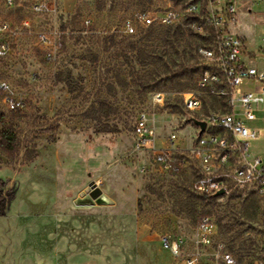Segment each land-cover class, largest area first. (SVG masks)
<instances>
[{"label": "rangeland", "instance_id": "rangeland-1", "mask_svg": "<svg viewBox=\"0 0 264 264\" xmlns=\"http://www.w3.org/2000/svg\"><path fill=\"white\" fill-rule=\"evenodd\" d=\"M36 1L51 2L53 10L36 12ZM190 3L204 12V0L179 4ZM168 5L0 0V23L13 30L0 32L8 46L0 55V81L26 102L19 112L0 106L20 138L16 156L0 151V264H180L162 249L160 237L182 236L190 244L203 216L212 218L216 238L238 264H264V207L258 198L235 191L201 196L194 191L196 162L172 173L135 151L133 128L141 110L155 113L162 136L175 130L184 141L192 130L190 115L220 112L199 86V47L209 43L195 31L193 19L152 27L140 37L121 31L137 11ZM239 7L249 13L238 17L232 32L256 49L264 0ZM40 33L57 34L59 50L40 42ZM157 93L166 98L163 108L152 105ZM188 93L203 98L202 110L185 109L182 98ZM33 150L37 156L29 162ZM251 153H264V139L253 143ZM144 164L150 169L141 171ZM92 182L107 199L103 205L90 196Z\"/></svg>", "mask_w": 264, "mask_h": 264}, {"label": "built area", "instance_id": "built-area-1", "mask_svg": "<svg viewBox=\"0 0 264 264\" xmlns=\"http://www.w3.org/2000/svg\"><path fill=\"white\" fill-rule=\"evenodd\" d=\"M3 1L13 5L17 0ZM256 1L261 0H204L203 12L200 5L190 3L183 7L173 0H161L169 5L156 11H137L133 18L124 20L121 31L134 36L152 27H174L193 19L195 31L209 43L199 47L203 67L198 77L199 86L217 101L220 109L218 113L199 118L190 115L188 122L192 130L185 136L186 141L175 130L162 136L155 113L140 111L133 129L138 155H148L155 165L172 173L180 172L189 160H193L197 163L194 183L197 194L224 197L235 191L255 196L264 207V156L251 153L253 143L264 134V127L255 125L259 120L264 121V60L259 57L260 54L264 59V19L263 34L256 49L232 32L238 17L249 13L239 6ZM50 5L51 2L36 1L34 10L51 12ZM89 23L87 20L86 24ZM24 26L30 29V22L25 21ZM12 31L11 24L0 23V32ZM58 39L57 34H39L40 42L51 44L55 51L61 47ZM7 51L8 46L0 42V55ZM182 100L191 113L203 108V98L196 93L185 94ZM165 103L164 94L154 95V108H163ZM0 106L19 112L26 108V102L8 82L0 81ZM195 120L205 122L206 128L202 130ZM149 169L150 164H144L141 171ZM221 190L224 194L217 196ZM261 224L260 251L264 257V211ZM160 243L163 250L180 260V264H238L226 245L216 238V226L210 216L201 217L190 244L182 236L167 234L160 237Z\"/></svg>", "mask_w": 264, "mask_h": 264}, {"label": "trees", "instance_id": "trees-1", "mask_svg": "<svg viewBox=\"0 0 264 264\" xmlns=\"http://www.w3.org/2000/svg\"><path fill=\"white\" fill-rule=\"evenodd\" d=\"M173 1L176 4H179L181 0H173ZM148 30L149 29L143 30L139 32L138 34L134 35V37L143 36L147 33ZM216 104H217V101L214 100L212 102V105H216ZM137 115H136V118H137ZM136 118H135V121H136ZM19 149H20V138L18 137V133L16 131L15 122L13 120H11L10 122H5L4 116L0 115V151L6 154L8 157H14L19 152ZM33 151L34 152L29 156V160H28L29 162H32L37 156V153L35 152V150Z\"/></svg>", "mask_w": 264, "mask_h": 264}, {"label": "water", "instance_id": "water-1", "mask_svg": "<svg viewBox=\"0 0 264 264\" xmlns=\"http://www.w3.org/2000/svg\"><path fill=\"white\" fill-rule=\"evenodd\" d=\"M194 122L196 125L200 126L202 130H204L206 128L205 122L197 121V120H195ZM90 187H91L90 196L93 199L97 200L100 204H102L103 203L102 202V197H103L102 190L98 187V185L95 182H92L90 184ZM223 194H224V190H221L217 193V196H221Z\"/></svg>", "mask_w": 264, "mask_h": 264}, {"label": "crops", "instance_id": "crops-1", "mask_svg": "<svg viewBox=\"0 0 264 264\" xmlns=\"http://www.w3.org/2000/svg\"><path fill=\"white\" fill-rule=\"evenodd\" d=\"M256 126H257V125H256ZM257 127H259V128L264 127V123H263V125H261V126H257ZM262 139H264V134L262 135L261 139L258 140V141H261ZM258 141H257V142H258ZM260 154L264 156V153H260Z\"/></svg>", "mask_w": 264, "mask_h": 264}, {"label": "bare ground", "instance_id": "bare-ground-1", "mask_svg": "<svg viewBox=\"0 0 264 264\" xmlns=\"http://www.w3.org/2000/svg\"><path fill=\"white\" fill-rule=\"evenodd\" d=\"M102 202L103 203H106L107 202V199L104 196L102 197Z\"/></svg>", "mask_w": 264, "mask_h": 264}]
</instances>
